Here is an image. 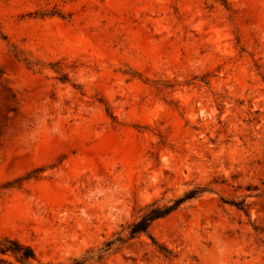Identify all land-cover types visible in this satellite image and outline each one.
<instances>
[{"label": "rangeland", "instance_id": "obj_1", "mask_svg": "<svg viewBox=\"0 0 264 264\" xmlns=\"http://www.w3.org/2000/svg\"><path fill=\"white\" fill-rule=\"evenodd\" d=\"M194 187L94 264H264V0H0V239L70 264Z\"/></svg>", "mask_w": 264, "mask_h": 264}, {"label": "trees", "instance_id": "obj_2", "mask_svg": "<svg viewBox=\"0 0 264 264\" xmlns=\"http://www.w3.org/2000/svg\"><path fill=\"white\" fill-rule=\"evenodd\" d=\"M205 191V188L194 187L185 191L181 196L168 200L166 204L160 205L157 202L147 204L140 210L141 214L139 217L123 227L119 233L114 235L113 239L104 242L101 247L97 249L86 251L79 258L72 260L70 264H94L103 261L114 248L118 249V247L123 246L139 235L148 234L151 225L155 221L168 217L182 204L199 197ZM222 202L244 213H247L249 208L245 200H222ZM163 251L168 254L166 250ZM0 255L12 256L21 264H31V262L36 260L32 248L22 245L15 239L7 237L0 239ZM0 264H6V260L0 258Z\"/></svg>", "mask_w": 264, "mask_h": 264}]
</instances>
